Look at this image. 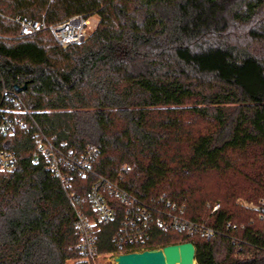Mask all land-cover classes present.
<instances>
[{
    "label": "trees",
    "instance_id": "1",
    "mask_svg": "<svg viewBox=\"0 0 264 264\" xmlns=\"http://www.w3.org/2000/svg\"><path fill=\"white\" fill-rule=\"evenodd\" d=\"M78 15L99 22L68 47L48 30L20 37L12 20ZM0 78L28 84L35 121L6 146L17 167L0 171V264H96L77 247L70 194L93 218L101 178L215 232L154 227L147 249L191 242L197 264H264V0H0ZM40 132L78 154L96 146L93 173L65 188L33 163ZM100 191L116 210L97 232L106 256L125 207Z\"/></svg>",
    "mask_w": 264,
    "mask_h": 264
},
{
    "label": "built area",
    "instance_id": "2",
    "mask_svg": "<svg viewBox=\"0 0 264 264\" xmlns=\"http://www.w3.org/2000/svg\"><path fill=\"white\" fill-rule=\"evenodd\" d=\"M19 26V36H29L40 31L48 30L62 47L72 44H81L88 40L97 28L98 22L94 17L74 16L61 24L48 25L45 18L35 20L29 17L17 16L12 19ZM16 86H23L17 84ZM22 92L15 88L10 89L0 78V171L11 172L17 167V156L6 146L9 138L21 130L28 129L34 124L33 112L27 107ZM36 147L32 154L33 163L40 160L45 162V170L60 179L65 188L71 185V175L86 177L93 173V163L98 154L96 146H89L85 152L78 154L65 144L56 145L43 133L34 134ZM129 167L122 166L126 171ZM104 182V184H102ZM104 187L117 197L125 207V216L122 224L114 235L113 253L103 256L97 247V232L104 223L114 221L115 208L108 202L102 191ZM75 193L70 194L75 209V225L80 237L77 247L80 252L95 261L104 258L109 264H117L115 257L122 254L143 252L154 227L162 230H175L189 235L203 234L207 238L214 236L215 232L207 226L206 221H196L185 217V207L178 206L170 200L160 197L161 206L150 207L140 202L135 196L109 181L101 178V183L95 184L90 196L94 217L86 215L75 204ZM220 209V204L214 205L212 211ZM263 212L264 209L260 208Z\"/></svg>",
    "mask_w": 264,
    "mask_h": 264
},
{
    "label": "water",
    "instance_id": "3",
    "mask_svg": "<svg viewBox=\"0 0 264 264\" xmlns=\"http://www.w3.org/2000/svg\"><path fill=\"white\" fill-rule=\"evenodd\" d=\"M27 88L28 84L15 86L19 92ZM115 261L117 264H197L196 248L191 242L169 245L162 249L122 254L116 256Z\"/></svg>",
    "mask_w": 264,
    "mask_h": 264
},
{
    "label": "rangeland",
    "instance_id": "4",
    "mask_svg": "<svg viewBox=\"0 0 264 264\" xmlns=\"http://www.w3.org/2000/svg\"><path fill=\"white\" fill-rule=\"evenodd\" d=\"M94 18H95V22H99V17L96 16ZM96 264H109V263L106 262L104 258H101V259L96 261Z\"/></svg>",
    "mask_w": 264,
    "mask_h": 264
}]
</instances>
